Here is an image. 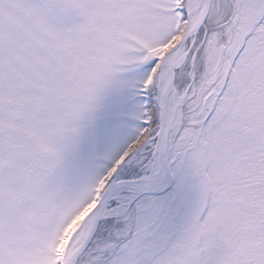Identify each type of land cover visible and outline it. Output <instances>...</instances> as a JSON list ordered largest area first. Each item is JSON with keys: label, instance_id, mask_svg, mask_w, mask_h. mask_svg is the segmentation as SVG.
I'll return each mask as SVG.
<instances>
[{"label": "snow or ice", "instance_id": "snow-or-ice-1", "mask_svg": "<svg viewBox=\"0 0 264 264\" xmlns=\"http://www.w3.org/2000/svg\"><path fill=\"white\" fill-rule=\"evenodd\" d=\"M0 264H264V0H0Z\"/></svg>", "mask_w": 264, "mask_h": 264}]
</instances>
